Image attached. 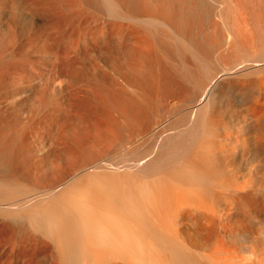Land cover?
Listing matches in <instances>:
<instances>
[{
  "label": "bare ground",
  "instance_id": "obj_1",
  "mask_svg": "<svg viewBox=\"0 0 264 264\" xmlns=\"http://www.w3.org/2000/svg\"><path fill=\"white\" fill-rule=\"evenodd\" d=\"M65 1L69 7L74 2L60 0ZM188 1L182 0V5ZM231 1L192 0L190 12L172 20L182 32L186 20L203 30L216 18L232 14ZM101 2L115 11L114 0ZM125 2L131 14H138L132 0ZM48 3L56 4V0H0V204L16 209L8 212L14 222L6 226L10 240L37 243L45 239L54 257H0V264H264V160H258L264 154V113L250 124L230 123L237 110L247 116L250 109L209 101L236 68L220 71L207 84L188 113V124H175L174 135L169 132L172 127L164 130L170 135L162 137L157 155L147 159L138 173L99 172L110 163L90 162L93 151L87 149L75 124L66 131L69 135H60L67 144L70 168L59 164L63 153L58 149L45 155L50 166L58 167L52 173L56 182L34 184L21 173L17 165L27 127L19 111L27 101L26 51L56 48L54 39L45 36L36 22ZM261 38L264 44V30ZM169 43L177 54L186 53L184 43L174 39ZM191 54L200 71L207 73L208 59L197 56L195 50ZM181 63L186 69L185 61ZM263 67L261 60L253 68ZM120 76L131 91L111 94L109 103L120 110L124 127L132 128L138 121L145 125L151 118L148 93L134 72L123 71ZM254 87L264 95L260 82ZM38 107L40 113L42 102ZM164 124L148 132L160 133Z\"/></svg>",
  "mask_w": 264,
  "mask_h": 264
},
{
  "label": "rangeland",
  "instance_id": "obj_2",
  "mask_svg": "<svg viewBox=\"0 0 264 264\" xmlns=\"http://www.w3.org/2000/svg\"><path fill=\"white\" fill-rule=\"evenodd\" d=\"M114 1V12L105 8L101 0H74L70 7L66 1L56 0V4H45L38 12L36 22L45 30V36L54 39L56 48L41 52L31 47L26 51L27 101L19 113L22 125L27 128L22 133L23 152L17 166L29 182H56L52 173L58 167L50 166L45 158L53 149L63 153L59 163L63 169L70 168L65 154L67 144L60 135H69L66 131L70 132L74 124L83 133L87 149L93 151L94 159L92 157L90 162L110 163L99 172L138 173L145 162L155 158L162 137L175 132V124L189 123L190 109L204 94L207 84L224 69L236 68L237 71L211 93V104L231 102L235 107L241 105L250 109L247 116L237 110L229 118L230 123L250 124L264 113V95H259L255 87L252 89L259 82L264 87V67L260 71L253 68L264 60L261 42L264 0H233L232 14H227V19L216 18L203 30H199L194 21L186 20L185 32L176 28L172 17L190 12L192 0L187 5H182V0H132L139 7L138 14L134 15L130 13L132 8L127 0ZM190 29L194 32H186ZM173 39L185 44L186 53H176L169 45ZM193 50L197 56L208 59L211 72L200 71L191 54ZM181 60L185 61L186 69ZM123 71L134 72L148 93L151 118L145 125L138 121L140 125L124 127L120 110L109 103L111 94L131 91L120 76ZM12 113L15 114L13 110ZM12 118L15 121V115ZM162 122L165 124L160 133L148 132ZM12 129L14 131L15 127ZM261 154L258 160H264L263 152ZM63 172L62 179L66 176ZM2 206L0 204V209ZM1 210L0 233L6 231L0 234V257H54L51 244L45 239L39 238L37 243L10 240L6 226L14 222L8 212L13 214L16 209Z\"/></svg>",
  "mask_w": 264,
  "mask_h": 264
}]
</instances>
